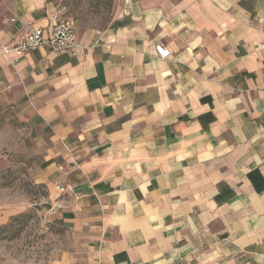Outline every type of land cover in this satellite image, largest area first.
I'll return each instance as SVG.
<instances>
[{
	"label": "crops",
	"instance_id": "obj_1",
	"mask_svg": "<svg viewBox=\"0 0 264 264\" xmlns=\"http://www.w3.org/2000/svg\"><path fill=\"white\" fill-rule=\"evenodd\" d=\"M58 8L0 0V47ZM74 36L0 52V112L29 129L75 238L64 263L264 264V0H115ZM1 192L0 226L20 212Z\"/></svg>",
	"mask_w": 264,
	"mask_h": 264
},
{
	"label": "rangeland",
	"instance_id": "obj_2",
	"mask_svg": "<svg viewBox=\"0 0 264 264\" xmlns=\"http://www.w3.org/2000/svg\"><path fill=\"white\" fill-rule=\"evenodd\" d=\"M99 1L63 0L66 14L76 19L75 29L109 26L115 0ZM28 130L15 108L0 112L1 196L20 209L0 226V264H71L64 262L79 253L75 238L53 210L47 187L37 181L41 156L33 153Z\"/></svg>",
	"mask_w": 264,
	"mask_h": 264
},
{
	"label": "built area",
	"instance_id": "obj_3",
	"mask_svg": "<svg viewBox=\"0 0 264 264\" xmlns=\"http://www.w3.org/2000/svg\"><path fill=\"white\" fill-rule=\"evenodd\" d=\"M75 25L76 19L66 14L63 8H58L48 29L28 26L20 41L15 44L1 46L0 52L6 56L19 57L40 46H45L52 52L74 51L78 46L74 36ZM155 50L160 57L164 58L169 55V51L160 45H156ZM56 189L62 195L73 192L70 183L58 184ZM54 207L60 208L61 205L55 204Z\"/></svg>",
	"mask_w": 264,
	"mask_h": 264
},
{
	"label": "trees",
	"instance_id": "obj_4",
	"mask_svg": "<svg viewBox=\"0 0 264 264\" xmlns=\"http://www.w3.org/2000/svg\"><path fill=\"white\" fill-rule=\"evenodd\" d=\"M98 1H99V0H96L97 4H98ZM99 2H100V1H99ZM97 4H95L94 9H96V8L98 7ZM63 7H64V5H63Z\"/></svg>",
	"mask_w": 264,
	"mask_h": 264
}]
</instances>
